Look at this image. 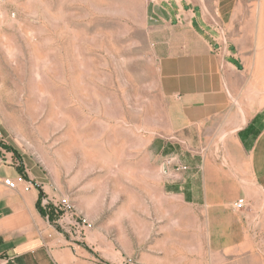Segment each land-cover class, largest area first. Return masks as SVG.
I'll return each instance as SVG.
<instances>
[{
  "label": "rangeland",
  "instance_id": "obj_1",
  "mask_svg": "<svg viewBox=\"0 0 264 264\" xmlns=\"http://www.w3.org/2000/svg\"><path fill=\"white\" fill-rule=\"evenodd\" d=\"M180 1L184 12L179 0H0V146L56 205L65 198L91 217L92 241L115 263L264 264V195L241 212L232 205L242 197L223 195L229 211L218 214L180 197L185 146H165L161 91V59L195 9L234 52L242 103L264 107V0ZM215 215L231 224L224 253H203L184 233Z\"/></svg>",
  "mask_w": 264,
  "mask_h": 264
},
{
  "label": "crops",
  "instance_id": "obj_2",
  "mask_svg": "<svg viewBox=\"0 0 264 264\" xmlns=\"http://www.w3.org/2000/svg\"><path fill=\"white\" fill-rule=\"evenodd\" d=\"M179 4L184 12L189 2L179 0ZM192 14L190 28L179 32L178 47L161 59V91L168 101L169 144L165 146L174 137L179 146H185L181 165L187 170L175 187L185 203L204 213L229 211L230 203L221 200L223 195L242 197L252 208L256 194L264 195V107L258 110L242 103V93L236 89L239 63L234 52L216 43L210 28L196 20L195 9ZM192 143H197L195 154H189ZM220 159L226 169L217 165ZM162 171L163 193L172 197V174L168 168ZM20 174L31 186L29 192L0 186V264H91L97 259L118 264L96 248L87 213L82 214L85 225L82 218L61 213L50 220L48 216L56 212L52 193L46 192L22 157H13L0 146V179ZM39 192L44 196L42 212L37 206ZM44 200L49 203L47 213ZM216 217L199 220L192 224L198 231L192 228L184 233L203 253H224L221 229L231 224Z\"/></svg>",
  "mask_w": 264,
  "mask_h": 264
},
{
  "label": "built area",
  "instance_id": "obj_3",
  "mask_svg": "<svg viewBox=\"0 0 264 264\" xmlns=\"http://www.w3.org/2000/svg\"><path fill=\"white\" fill-rule=\"evenodd\" d=\"M180 170L185 171V168L182 167V168H180ZM1 185L9 191H17V190L21 189L23 192H29L31 189V186L29 185V183L26 181V178H24V176L22 174L18 175L15 179L1 178L0 179V186ZM48 205H49V203L46 200H44L43 206L47 207ZM244 207H245V202H244V200H241V199L235 201L232 205V208L238 212L243 211ZM55 208H56V212L59 211L61 214L66 215L72 219H74V218L77 219V217L80 219L82 218L80 220L81 224L82 225L86 224L85 219L81 215H78V214L76 215L74 206L67 199L62 198L58 202V204L55 205ZM125 262H126L125 264L130 263L129 260H127ZM91 264H108V263L97 259V260L92 261Z\"/></svg>",
  "mask_w": 264,
  "mask_h": 264
},
{
  "label": "trees",
  "instance_id": "obj_4",
  "mask_svg": "<svg viewBox=\"0 0 264 264\" xmlns=\"http://www.w3.org/2000/svg\"><path fill=\"white\" fill-rule=\"evenodd\" d=\"M39 197H40V199H39V201H38L37 206H38V210H40V212H42V211H41V208H40V203H41V200L44 198V196L42 195L41 192H39ZM48 206H49V205H48ZM48 206L45 207V211L47 210ZM46 213H47V211H46ZM53 213H54V214H53ZM53 213L51 212V214L48 216L50 220H54V219L56 218V216H58V215H56V212H55V211H54Z\"/></svg>",
  "mask_w": 264,
  "mask_h": 264
}]
</instances>
